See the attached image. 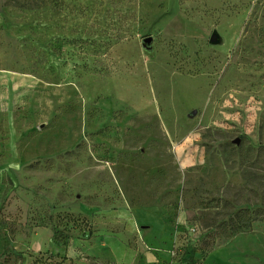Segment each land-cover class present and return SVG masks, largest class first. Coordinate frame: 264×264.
<instances>
[{
    "label": "rangeland",
    "instance_id": "obj_1",
    "mask_svg": "<svg viewBox=\"0 0 264 264\" xmlns=\"http://www.w3.org/2000/svg\"><path fill=\"white\" fill-rule=\"evenodd\" d=\"M138 240L264 264V0H0V264Z\"/></svg>",
    "mask_w": 264,
    "mask_h": 264
},
{
    "label": "crops",
    "instance_id": "obj_2",
    "mask_svg": "<svg viewBox=\"0 0 264 264\" xmlns=\"http://www.w3.org/2000/svg\"><path fill=\"white\" fill-rule=\"evenodd\" d=\"M131 230L134 231V227L131 226ZM139 233V236H140V231L138 232ZM122 249H123V253L119 256V257H116V254H115V251L114 250L111 254V256L113 257L114 260H116L118 263H125V264H144L143 263H140V241L138 240V243H137V246H139V248H135V250H133L132 252H129L127 251V247L125 244H122ZM145 258L149 261L151 260L152 258L154 259L153 256H145Z\"/></svg>",
    "mask_w": 264,
    "mask_h": 264
},
{
    "label": "water",
    "instance_id": "obj_3",
    "mask_svg": "<svg viewBox=\"0 0 264 264\" xmlns=\"http://www.w3.org/2000/svg\"><path fill=\"white\" fill-rule=\"evenodd\" d=\"M219 41H220V37H219L218 33H217L216 31H214V32L211 34V36H210L209 42L212 43V44H217V43H219ZM144 42H145V44H147V45L150 44V42H151V38H150V37L145 38V39H144ZM236 142H238V141H236Z\"/></svg>",
    "mask_w": 264,
    "mask_h": 264
}]
</instances>
